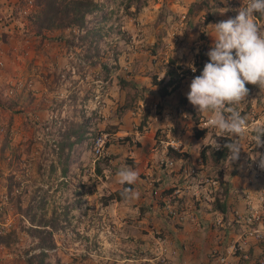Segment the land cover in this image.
Here are the masks:
<instances>
[{
    "label": "rangeland",
    "instance_id": "rangeland-1",
    "mask_svg": "<svg viewBox=\"0 0 264 264\" xmlns=\"http://www.w3.org/2000/svg\"><path fill=\"white\" fill-rule=\"evenodd\" d=\"M101 1L103 9L88 17L82 30H92L100 36L87 58L86 46L65 48L59 44L56 32L44 34L45 42L32 34L21 35L23 40L32 38L29 42L40 46L36 52L40 63H33L32 70L28 69L36 82L26 75L8 83L9 93L18 80H24V86L18 90L23 94V108L14 114L0 115V230L6 232L14 227L18 235L17 243L11 248L0 245V264H23L13 258L36 245V240L24 231L23 227L29 225L26 218L16 212L7 194L10 176L19 184V189L14 191L21 195V207H26L35 197V201H45L48 213L52 209L67 212L68 221L61 222L65 228L53 231L56 245L48 249L47 261L154 264L148 259L159 250L165 251L162 246L166 234L155 226L160 213L150 211L149 221L141 229L139 221L147 213L141 210L124 213L117 209L114 200L103 204L109 192L120 187L113 176L124 165L138 173L135 183H141L136 184L137 188L148 191V200L159 205L166 204L159 198L160 194L170 193L180 183L194 182L196 187L207 184V194L215 196L213 200L232 186L236 195L233 203L218 218L209 215L210 231H202L222 236V240H217L218 245L205 247L207 263L219 264L220 257H228L229 264H264V216H261L264 215V169L258 166V159H252L255 153H264V146L256 147L250 135H246L238 138L239 157L231 164L229 159L219 165L203 162L200 150L212 146L213 139L218 143L221 137H216V131L207 126L206 114L197 112L187 99L192 79L201 74L209 61L207 52L214 45L213 24L234 18L247 0ZM24 17L14 10L10 15L15 25L26 28ZM256 22L264 27V17L257 16ZM92 61L97 64L91 65ZM169 71L183 77L176 88L171 90L172 86H168L170 93L162 96L159 91L163 84H153L152 79L155 75L156 80L165 82ZM13 96L9 93V97ZM246 99L240 111L248 118V127L264 123V90L254 89ZM64 119L85 124V135L73 146L67 173L62 176L53 147L60 138L58 126ZM173 126L177 131L167 137V130ZM202 128L206 133L199 137L197 133ZM105 132L114 136L107 141L103 156L96 158L92 138ZM169 141H179V150L170 148ZM184 146L187 152L182 150ZM174 152L191 158L172 171L171 176L177 173L179 181L169 183L159 177L170 175L169 170L174 166L167 154L175 155ZM194 157H197L195 161ZM223 175L229 180H223ZM249 190L255 202L252 201L255 207L252 217L247 203L251 200ZM170 196L171 200L175 199L173 194ZM195 196L189 197L195 199ZM202 199V205L198 206ZM201 200H191L192 207L188 208L208 211L206 199L201 197ZM181 205L177 207L184 209ZM195 214L192 210L188 213L191 232L200 231L202 219ZM182 246L174 243L175 249ZM39 251L40 248H35L31 252ZM155 264L170 262L161 258Z\"/></svg>",
    "mask_w": 264,
    "mask_h": 264
},
{
    "label": "clouds",
    "instance_id": "clouds-1",
    "mask_svg": "<svg viewBox=\"0 0 264 264\" xmlns=\"http://www.w3.org/2000/svg\"><path fill=\"white\" fill-rule=\"evenodd\" d=\"M257 16L264 17V0H247L234 18L213 24L214 45L207 52L209 61L201 74L192 79L187 93L190 104L197 112L208 117L207 126L216 131V137L227 135L232 138V143L224 145L229 149L230 164L239 157L241 146L238 138L250 135L256 147L264 146V140L261 139L264 136V123L249 128L248 118L240 111V106L249 94L246 85L264 90V27L257 24ZM192 71L195 72V68ZM212 147H220L215 139ZM252 159H258V166L264 169V153H255ZM116 176L123 188V198L138 199V192L123 187L134 184L138 173L124 165ZM216 200L220 201L215 198L214 202ZM254 211L251 208L250 214Z\"/></svg>",
    "mask_w": 264,
    "mask_h": 264
},
{
    "label": "trees",
    "instance_id": "trees-1",
    "mask_svg": "<svg viewBox=\"0 0 264 264\" xmlns=\"http://www.w3.org/2000/svg\"><path fill=\"white\" fill-rule=\"evenodd\" d=\"M27 1L28 0H18L14 11L17 12L24 10ZM31 2L32 7L24 17L27 22L26 29H28V34L43 36L49 32H56V38L59 41V44L65 46V48L72 45L83 48L86 46V51L84 53L86 58L89 54V50L96 48L95 41L97 40V37H100L97 35L99 33L92 30H82L86 26L88 17L96 16L103 9L104 3L101 0H31ZM191 11L192 8L189 9L188 14H191ZM22 18L23 17H21V19ZM96 64V61L91 62V65ZM102 66L106 68L104 63ZM168 76L169 79L165 82L156 80L155 75V78L152 79L153 84H163L159 91L162 96L168 95L171 90L176 88L183 77V75L176 71H169ZM130 84L133 85L132 83ZM168 86H172L170 91L167 90ZM246 87L249 89V93L258 88L254 85H246ZM18 104L19 103L15 100L9 101L10 107H15ZM125 106L130 105L126 104ZM58 132L60 133V138L54 141L55 145L53 148L58 157V161L61 164L60 172L62 176H64L67 173V162L70 158V152L73 146L80 143L84 138L85 124L64 119L62 125L58 126ZM205 133L206 129L202 128L197 135L201 137ZM232 142V138L226 135L219 139V148H213L211 145L203 147L200 150L201 160L205 163L208 162L207 164L212 163L214 165H219L223 161L228 160L229 149L224 147V145ZM98 171L101 172L100 169H98ZM13 180V177L10 176L9 182L6 185L7 194L10 195V201L16 206V212L21 213L29 224L28 226L23 227L25 229L24 231L29 233L36 240V245L27 248L23 253L17 254V258H13V260L17 263L21 261L23 264H52L47 261L50 254L45 249L55 247L56 243L53 238V231L65 228L64 225H61V222L68 221L66 217L67 212L64 210L59 213L57 210L52 209L51 212L48 213V210L45 208V201L43 199L35 201V197L31 199V202L26 207H21V195L14 191L15 189H19V184H16ZM123 187H129L133 190L134 186L132 184L124 185ZM122 190L123 188L120 185L119 188L106 196L103 204L107 205L112 200L118 202L125 200L121 195ZM213 208L225 212L226 204L216 200L213 203ZM17 241L18 235L16 228L12 227L6 232L0 230L1 246L11 248L17 243ZM35 248H40V251L32 253L31 251Z\"/></svg>",
    "mask_w": 264,
    "mask_h": 264
},
{
    "label": "crops",
    "instance_id": "crops-1",
    "mask_svg": "<svg viewBox=\"0 0 264 264\" xmlns=\"http://www.w3.org/2000/svg\"><path fill=\"white\" fill-rule=\"evenodd\" d=\"M17 1L18 0H0V115L7 114V113L14 114L15 112H19L18 111L19 108H23L21 104V100L23 98V94L21 93L22 91H17L15 92L13 97H9V94L7 93L8 83H12L10 80L15 79L17 76L20 78L26 75L32 76L33 73L32 74L29 73L31 72L30 70H28L29 67H31L30 69L32 70L33 63H40L37 60L38 57L36 55V52L39 50L40 46L35 45L33 41L29 42L30 39L32 40V38L30 37H29L30 38L29 40L28 39L23 40L22 36L28 34V29L15 25L16 23L10 18L11 12L16 7ZM33 37L34 38L39 37L44 42L46 39L44 36H38V35H34ZM11 55L13 56L12 58H11ZM32 78L34 82H36V79L33 76ZM11 100H15L19 104L16 105L15 107H10L9 101ZM167 125H169L170 127L171 123H168ZM173 131L175 132L177 131L174 126L173 128L171 127L167 130L166 136L169 137ZM183 148L184 149L182 150H186L185 152H187L186 147L184 146ZM135 153H137V151ZM178 153L180 152H174L175 155H172L170 153L167 154V158L171 159V161L173 160L174 167H172V169L169 170L170 175L164 174V176L159 177V179L163 181H168L169 183L172 181L173 182L179 181L178 179L180 177L177 176V173H174L173 176H171V173L173 170H176V168H181L182 164H184V162L189 160L191 157L185 156L183 154H181L183 155L181 156ZM196 158L197 157L193 158L194 161L196 160ZM201 166H204V165L202 164ZM202 171H200V175L203 174ZM158 173L161 174L160 172ZM113 178H117V176L114 175ZM181 180H183V177H181ZM223 180L228 181L229 179H227V177L225 178L223 175ZM140 183L141 181L133 184L134 186L133 191L139 193L138 199L122 200L119 202L117 201L116 203H114V205L117 207L118 210H121L124 213L131 211V210L137 211L138 213H139V210H141L142 213L144 212L147 213L146 218H142V220L139 221V225L141 229L142 227H144L145 225L144 223H147V220L149 219L147 216L151 214V212L153 214L155 212L160 213L161 215L160 221L162 222V224L160 223L158 219V222L155 223V226H157L158 228H161L166 234L164 236L166 237L164 240L165 244L162 246L165 251L159 250L156 253V256H153L151 259H148V260L153 261L154 264L157 263V260L161 258L164 260H167V262H170V264H208L207 262L209 259L207 257L209 256L206 255L208 251L205 249V247H214V244L218 245V243L220 242H217V240L219 239L222 240V236L218 234L217 235L212 234L213 235L212 236L209 233H203L202 231L208 230V229L210 231L209 222L212 220H211V217H209V215L212 214L218 218V216L221 215L222 213L213 208L212 203L214 201L213 199L215 196L207 194V190H208L207 184L206 186L196 187L194 182L191 185H189L186 182L180 183V185L176 183L178 184L177 188H174L172 191H170V193H166L164 195L160 194L159 198L163 200L166 204L159 205L150 199L148 200V197H147L149 194L148 191L141 192L137 188L136 184H140ZM250 192L251 191L249 190L248 197L251 198V200L247 201L248 206L250 204L249 211H250V208H255L252 206L253 205L252 201L254 202V200L252 199V194ZM172 194H173L172 197H174L175 199L171 200L170 195ZM243 194L245 195V193ZM192 195H197V196H195V199L193 198L190 199L189 196H192ZM235 196L236 195L234 193V189L232 188V186L230 187L228 186V192L227 193L223 192L219 194L218 198L220 199L221 202H224L226 204V209H228L229 204L233 203ZM201 197L206 199L204 201V204L208 206L209 208L208 211L207 209L203 210V208H200V207H198V209H196L195 207L188 208L189 206L192 207L191 202H190L191 200L192 201L197 200V199L201 200ZM220 197L223 199H221ZM202 203H203V199L198 204V206L202 205ZM245 203L246 201H244V204ZM181 204H183L184 209L180 208L182 206ZM179 205L180 207H177ZM179 209H182V210L179 211ZM241 209H244V208H241ZM191 210H192V213L195 212L196 213L195 215H197V217H200L202 219L199 223L200 231L191 232L189 229L190 227H189L188 220H189V216L191 215H188V213ZM164 213H166V215ZM177 215L180 217V219L177 218L178 217ZM239 215L242 216V214L240 213ZM242 221H244V219H242ZM248 238L249 237H247L246 240H248ZM175 242L176 243L179 242L183 246L180 248L177 247L175 249L174 248ZM182 243H185V245ZM188 243H191V246H189Z\"/></svg>",
    "mask_w": 264,
    "mask_h": 264
},
{
    "label": "built area",
    "instance_id": "built-area-1",
    "mask_svg": "<svg viewBox=\"0 0 264 264\" xmlns=\"http://www.w3.org/2000/svg\"><path fill=\"white\" fill-rule=\"evenodd\" d=\"M32 7V2L31 0H28L27 3H26V6H25V9L24 10H21L19 11L22 15H26L29 11V9ZM24 80H18L16 82V85L15 86V89H9V93H13L14 91H18V90H21L20 88L22 86H24V83L22 82ZM32 81L30 82L29 81V85H32L31 84ZM207 123V122H206ZM207 128V127H206ZM114 135L113 134H110V133H101L100 135H97L95 136L93 139H92V151H93V154L96 158H99L101 157L103 154H104V151H105V147H106V143L107 141L112 138ZM168 145L170 146V148L174 149V150H179L181 144L179 141H169L168 142ZM170 164H172V162H170ZM264 214V213H263ZM253 215V214H252ZM251 215V217H252ZM255 216V215H254ZM260 215L256 216L257 218H259ZM261 216H264V215H261ZM251 218L249 217L248 221L251 222ZM49 251V250H47ZM219 261V264H229V261L226 257H220L218 259Z\"/></svg>",
    "mask_w": 264,
    "mask_h": 264
}]
</instances>
